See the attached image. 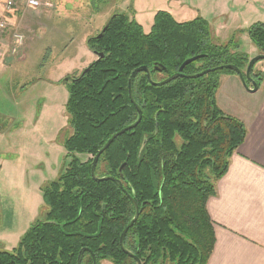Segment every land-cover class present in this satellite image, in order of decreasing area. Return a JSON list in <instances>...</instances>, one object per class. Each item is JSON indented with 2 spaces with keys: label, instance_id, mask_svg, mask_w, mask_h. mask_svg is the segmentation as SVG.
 Returning a JSON list of instances; mask_svg holds the SVG:
<instances>
[{
  "label": "trees",
  "instance_id": "trees-1",
  "mask_svg": "<svg viewBox=\"0 0 264 264\" xmlns=\"http://www.w3.org/2000/svg\"><path fill=\"white\" fill-rule=\"evenodd\" d=\"M105 1L90 0L89 7L99 11ZM130 8L132 16L114 12L100 37L101 29L86 39L97 55L86 70L63 78L72 131L62 146L69 161L41 188L44 219H36L16 246L0 248V264H76L81 249L80 264L93 259L136 264L133 255L140 264H206L214 245L206 200L246 130L239 118L216 105L220 71L190 76L229 63L241 66L248 59L214 44L203 17L178 21L159 10L145 31ZM248 32L264 52V23L252 24ZM198 54L202 58L184 67L186 76L162 85L137 72L131 102L128 79L134 69L146 65L152 81L160 82ZM135 104L142 113L139 122L117 136L95 164L97 177L112 176L121 186L111 179L96 181L90 173L93 157L113 133L137 120ZM128 195L139 208L123 238L130 254L119 245L134 216Z\"/></svg>",
  "mask_w": 264,
  "mask_h": 264
},
{
  "label": "rangeland",
  "instance_id": "rangeland-1",
  "mask_svg": "<svg viewBox=\"0 0 264 264\" xmlns=\"http://www.w3.org/2000/svg\"><path fill=\"white\" fill-rule=\"evenodd\" d=\"M85 3H88L87 7ZM89 4L90 0H39V6L29 7L38 15L40 23L32 40L30 31L25 30L22 24L13 32L22 35L21 41L15 42L13 33L11 35L7 54L13 60L17 56V61L21 62L12 69L13 76L9 71L0 75L2 249L9 250L16 246L19 237L36 219H44L46 208L41 188L63 172L69 161L64 158L65 150L62 146L72 131L65 109L68 90L62 80L67 76L79 75L84 69L83 64L96 57L88 49L86 39L96 35L112 13L124 11L132 16V7L134 18L145 29L150 28L153 16L159 10L169 11L178 21L197 16L206 17L214 44L223 46L232 55H246L248 60L243 65L228 64L236 66L243 75L252 57L264 55L250 39L248 32L252 24L264 23V0H106L100 2L99 11L96 12ZM253 6L258 9L256 20L235 21L229 12L242 10L244 18ZM61 8L66 10L62 11ZM214 11L218 16H214L217 15ZM50 13L51 18L41 17ZM78 15L86 20L84 25L69 21L68 18ZM222 69L230 68L216 67L210 71H220L217 72L219 84L215 91V102L222 112L237 114L242 105L254 101L255 94L246 92H254L251 91L253 85L247 79L246 85H243L234 69ZM250 75L258 87L264 80V59L253 63ZM38 78L44 80H37L25 91H21L29 85V80ZM101 264L111 263L102 260Z\"/></svg>",
  "mask_w": 264,
  "mask_h": 264
},
{
  "label": "crops",
  "instance_id": "crops-1",
  "mask_svg": "<svg viewBox=\"0 0 264 264\" xmlns=\"http://www.w3.org/2000/svg\"><path fill=\"white\" fill-rule=\"evenodd\" d=\"M7 1L0 0V22L5 23L0 29V75L9 71L13 76L12 69L21 61H17V56L13 60L7 54L12 33L22 24L25 30L30 31L31 41L40 23L38 15L26 5V0H12L11 8L7 7ZM48 3L52 6V3ZM226 11L223 10L224 13ZM229 12L235 21H247L257 19L258 9L253 6L244 18L242 10ZM214 13L217 14L216 11ZM43 16L51 18V13ZM68 19L83 25L86 21L82 15ZM143 29L148 28L143 26ZM95 58H91L83 67H87ZM37 80L44 79L29 80V85L21 91ZM47 81L50 82V79ZM246 92L255 94L254 101L242 105L237 114L228 112L244 124L245 138L230 156L226 171L216 181L215 192L206 200L214 230V245L206 264H264V80L256 91Z\"/></svg>",
  "mask_w": 264,
  "mask_h": 264
},
{
  "label": "water",
  "instance_id": "water-1",
  "mask_svg": "<svg viewBox=\"0 0 264 264\" xmlns=\"http://www.w3.org/2000/svg\"><path fill=\"white\" fill-rule=\"evenodd\" d=\"M106 27H107V25H105V26L101 29V31L98 33V35H96V37H100V36L102 35V32L106 29ZM99 56H102V55L100 54ZM200 56H201V55H194V56H192V57H189V58L185 59V60L182 62V64L179 66V68H178V70H177L176 73H174V74L171 75L170 77H167V78L163 79V80L160 81V82H154V81H152V79H151V71H150V68H149L148 66L143 65V66H139V67H137L136 69H134V70L131 72V74H130V76H129V79H128V95H129V99L131 100V102H134L133 97H132V92H131V82H132L133 76H134L137 72H139V71H143V72H145V73H146V77H147L148 81H149L151 84H154V85H162V84H165V83H167V82H169V81H171V80H173V79H175V78H177V77L186 76V75H184V74L182 73L183 68H184L187 64H189V63L195 61L196 59H198ZM258 59H264V55H263V54H259V55H256V56L252 57V58L249 60V62H248V65H247V68H246V71H245V74H244V75L238 70V68H237L236 66H233V65H224V66H219V67H217V68H230V69H234V70L238 73V76H239V78H240L242 84H243V85H246V84H245V79H247V80L250 81L251 84L253 85V89H252L251 91H255V90L257 89V83H256V81L253 80V78L251 77V75H250V70H251V68H252L253 63H254L255 61H257ZM86 68H87V67H86ZM86 68H85L84 70H86ZM214 69H215V68H212V69H205V70H203V71H201V72H199V73H197V74H194V75H192V76H190V77H198V76L203 75V74H206V73H208V72H210L211 70H214ZM188 77H189V76H188ZM135 107H136V110H137V112H138V118H137V120H136L134 123H132V124L126 126V127H123L122 129H120V130L116 131L115 133H113V134H112V135L106 140V142L103 144V146L100 148V150L96 153V155L93 157V161H92V165H91L90 173H91V176H92L96 181H102V180H108V179H111V180H114L115 182H117V183L121 186L120 180H119V179H116V178H114V177H112V176L97 177V176L95 175V164H96V161H97L99 155H100V154L106 149V147H107V146H108V145H109V144H110V143H111V142H112L117 136H119L120 134H122V133H124V132H126V131H128V130H130V129H132V128H134V127L137 125V123L139 122V120H140V118H141V114H142V113H141V109H140V107H139L138 105L135 104ZM128 197L131 199L132 204H133V206H134V216H133V218L131 219V221H130V222L125 226V228L122 230L121 235H120V238H119V245H120V247H121V249H122L123 251H125V252H127V253L130 254V252L126 251V249L124 248L123 238H124V235H125V233L127 232V230H128V229L133 225V223L136 221V219H137V217H138V215H139V208H138L137 203L133 200V198H132L131 196H129V195H128ZM84 250H85V249H81V250L79 251V254H78V257H77V263H76V264H80V261H81V255H82V253H83ZM131 255H132V254H131ZM133 257H134L135 260H136V264H140V260H139L136 256H134V255H133ZM93 258H94V257H93ZM93 264H96V262H95L94 259H93Z\"/></svg>",
  "mask_w": 264,
  "mask_h": 264
},
{
  "label": "built area",
  "instance_id": "built-area-1",
  "mask_svg": "<svg viewBox=\"0 0 264 264\" xmlns=\"http://www.w3.org/2000/svg\"><path fill=\"white\" fill-rule=\"evenodd\" d=\"M6 4H7L8 8H11L12 5H13V1L12 0H8ZM26 4H27L28 7L36 8L37 6H39V0H26ZM4 26H5V23L4 22H0V29H2ZM12 37H13L15 42L16 41L20 42L21 39H22V35L19 34V33H13Z\"/></svg>",
  "mask_w": 264,
  "mask_h": 264
},
{
  "label": "flooded vegetation",
  "instance_id": "flooded-vegetation-1",
  "mask_svg": "<svg viewBox=\"0 0 264 264\" xmlns=\"http://www.w3.org/2000/svg\"><path fill=\"white\" fill-rule=\"evenodd\" d=\"M96 55V54H95ZM96 57H97V55H96ZM96 59V58H95ZM84 70V69H83Z\"/></svg>",
  "mask_w": 264,
  "mask_h": 264
}]
</instances>
